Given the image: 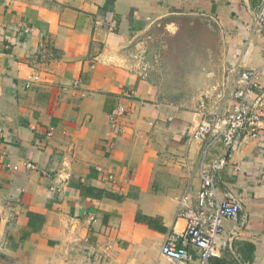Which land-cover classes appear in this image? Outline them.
I'll use <instances>...</instances> for the list:
<instances>
[{
  "label": "crops",
  "instance_id": "1",
  "mask_svg": "<svg viewBox=\"0 0 264 264\" xmlns=\"http://www.w3.org/2000/svg\"><path fill=\"white\" fill-rule=\"evenodd\" d=\"M263 2L0 0V264H179L161 249L187 228L182 197L196 207L193 131L231 109L242 72L264 90ZM221 156L218 196L242 209L212 264H264V118Z\"/></svg>",
  "mask_w": 264,
  "mask_h": 264
},
{
  "label": "built area",
  "instance_id": "2",
  "mask_svg": "<svg viewBox=\"0 0 264 264\" xmlns=\"http://www.w3.org/2000/svg\"><path fill=\"white\" fill-rule=\"evenodd\" d=\"M257 23L264 26V2L261 4ZM260 78V70L242 72L231 109L226 114L215 116L212 121L203 119L193 131V139L202 144L201 188L195 196V208L191 206V195L186 194L181 199L183 208L179 215L187 219L188 225L183 233L168 237L162 246V255L167 259L179 264H212V259L217 256V237L224 232L222 219L239 217L242 209L240 202L231 195L221 200L215 185L214 174L225 168L228 159L221 156L209 164L208 157L216 143H221L230 154L237 150L239 137L243 132H248L252 137L258 135L264 118V90L261 89ZM33 81H38V78L35 77ZM31 85L29 82L27 87ZM257 89L260 92L255 94ZM126 113V105L120 104L109 116L111 126L119 133L123 132L120 120ZM3 135L4 128L0 125V139ZM25 167L29 170L36 169L31 162L26 163ZM57 175L64 182L69 180L68 176L63 177V172ZM190 246L199 251L197 263L189 250Z\"/></svg>",
  "mask_w": 264,
  "mask_h": 264
}]
</instances>
